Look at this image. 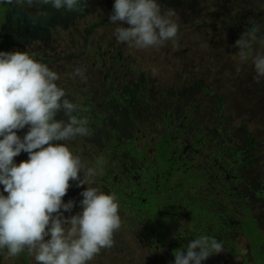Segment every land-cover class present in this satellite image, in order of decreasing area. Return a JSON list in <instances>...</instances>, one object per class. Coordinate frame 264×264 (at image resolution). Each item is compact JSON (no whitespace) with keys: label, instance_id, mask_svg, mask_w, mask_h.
<instances>
[{"label":"rangeland","instance_id":"374dc122","mask_svg":"<svg viewBox=\"0 0 264 264\" xmlns=\"http://www.w3.org/2000/svg\"><path fill=\"white\" fill-rule=\"evenodd\" d=\"M197 1L183 0L186 3L185 5L176 0L173 3L166 0H158L163 10L166 11L171 8L176 11L173 19L179 25L175 41H168L160 48L137 49L130 46L127 42L119 43L117 39L114 40L113 32L118 25L111 24L110 19L108 22L102 21L103 11L99 7L104 5L105 0H97L96 4L93 7H89L85 17L81 19V21L85 22V25L81 26L85 32L88 31L91 23L94 24L92 30H90L89 37L81 35L71 40L72 35L68 27L64 28L63 24H58L51 32V37L48 41L46 40L43 43L35 42L28 47H18V50L20 52L27 51L37 61L40 59L52 60L53 62L50 63L45 60L44 64H47L51 70L59 75L60 79L56 83L64 90L67 87L70 91L75 86V83L83 84V86L88 84L86 88L93 84V92L95 91L93 95L90 93V95L78 99L76 103L89 109V113L95 115V107H98L101 103L103 93H109L107 98L110 99L121 97L119 89H122L123 85L126 84V81H123L126 75L122 77L120 75L127 71L130 73V80H136L135 78L140 77L142 73L140 71L146 73L147 79L150 81L147 83L148 88H146L147 90L151 89L153 93V96L149 97V101L157 99V97H154L155 92H158V96L162 95L161 97L169 100L176 99L179 96L182 97L184 91L188 92L194 84L201 82V86H199L193 96L203 98L197 100L196 97H193L196 101L190 98L186 100L183 107H176L175 109L177 110H173L176 127H178L179 120L184 119V112L191 109L199 119L198 121L201 122L200 124L196 122L186 132V134H192V137H190L192 142L196 136L197 138L200 137L197 134L204 133L208 128L216 126L218 123L217 119L224 121L221 126L231 138V142L227 140L229 149L225 150V152L231 153L232 145L238 149L233 150L232 155L229 157L219 153L218 160L225 161V163L234 162L233 159L235 158L236 160L239 156V151H241L242 156L249 157V162L252 159L251 166L255 165V169L249 170L246 174L249 173L258 178L255 183L257 185L256 190H259L260 195L258 199L255 198L254 214L256 216L259 215L258 217L262 219V231L264 234V79H261L260 82L254 80L255 70L251 58L247 62L242 63L238 56L239 49L234 46L241 34L246 31V28L250 27L251 17L256 15V13H263V0H251V5L247 7H240L237 4L227 6L228 4L224 3L223 0H217L222 4H226L220 17H214V10L217 9L210 4L215 0H200V4L195 6ZM112 3L114 4L115 2ZM110 9L109 14L112 15L114 6ZM246 18L249 19L244 21ZM200 20L203 23H201L202 26L199 28L197 22ZM106 25L112 29V32L105 33L104 28ZM123 26L128 27L126 23ZM260 33L262 34V31ZM259 37H264V35ZM85 38L88 41H85ZM108 41L112 42V45L122 55V58L119 57L121 60L114 65L115 60L111 58L112 52L106 46ZM93 45L99 51L98 55L94 56L92 54ZM256 51L264 50L260 49L257 44L254 46V52ZM43 53L47 56L43 55ZM54 56H57L59 60H54ZM111 64L113 65L111 66L113 70L110 73L108 70ZM77 68H81L84 71L83 78L74 75ZM98 74L107 75V77L110 74L112 79L120 77L118 78V83L115 84V87L118 86L116 87L118 91L112 85L95 83L94 81H96V75L98 76ZM68 94L70 92L66 91V95ZM123 99L125 101L115 102L114 100H108L107 102L111 105H123V107L119 106L122 112L121 119L109 116V120L114 121L120 127L122 136H120L121 139L118 138L119 141L127 136L129 137V128H133L130 132L133 135L143 136L148 140L151 133H154L156 138H158L162 132H165L166 119L164 114L157 115L153 119L144 117L141 123L132 124L136 116L142 112V109L145 110L148 106L136 103V98H130L128 95H125ZM195 104L197 109L192 110ZM199 114H202V117ZM173 121L174 119H170V122ZM91 124H94L96 129L101 127L96 122H90L89 125ZM130 124L132 125L130 126ZM206 125L207 128L205 127ZM179 128L183 130V127L179 126ZM28 131L29 126H25L24 129L17 130V135L23 138ZM93 133L95 132L91 131L90 135L92 136ZM105 134L109 135V132L106 131ZM78 138L86 141L84 148L74 146L70 144V141L65 143H67L74 156H79V158H81L83 151L89 150L93 153L95 145L99 143L98 141L91 143L84 136H78ZM221 141L219 139V142ZM212 143L213 146H217L218 141L216 143L213 140ZM122 149H125L124 145ZM98 152L103 153L104 150L99 149ZM161 152L162 150L159 149V155ZM83 157L89 161L91 159L95 160V157L91 158L89 155H83ZM28 158L27 152H21L14 158V163L18 165L23 161H27ZM200 158L203 159L204 157L199 156L197 162L202 160ZM91 168H94V164ZM101 174L102 172L99 169L96 170L95 176L100 177ZM80 178L83 179V172L80 173ZM92 179L94 183L83 186H77L78 181L70 180V187L67 194L63 197V202L75 201V206L71 212H64V216L70 217L80 213L82 211L80 201L84 199L81 193L88 186L95 187L101 192L115 194L119 204L118 214L121 216V227L114 232L113 247L102 249L88 264H173L175 259L171 261L173 255L168 253L169 243L165 245L163 243L159 249L154 250L148 244L149 238L142 235L139 228H129V222L127 221L129 216L125 213L129 215V204L134 203L135 196H125L127 194L124 192L123 195L127 199L126 202L121 195H116L115 191H111L112 187L109 184H101L98 183L99 179L98 182L95 178ZM3 188L4 186L0 184V192H3ZM3 194L7 196L6 192H3ZM140 205L148 206L149 204L146 205L141 202ZM229 208L233 211L232 205ZM238 208L240 209L239 211L243 209L240 204ZM244 212H248V209H245ZM212 214L213 211H211ZM133 216L135 218L134 213ZM200 216L201 214L192 206L190 219L188 217L187 219H182V225L175 227V229L176 232H180L181 228L184 227L186 234H195V238L201 234H206L214 236L223 242V252L212 255L207 260L202 261V264H264V254H259L258 250L260 248L253 247L249 241L254 260L250 257L248 238L243 234L238 233L235 236H226L225 234L224 237H217L215 234L217 225L213 224L212 220L201 223L198 230H191L190 225L198 223ZM238 216L241 217L240 215ZM245 221L243 219V222ZM207 224L208 226H206ZM151 225L150 222L147 226ZM244 229L246 235L247 232L252 234L257 228L253 221L247 220ZM219 231L222 232V230ZM141 238L146 243H143ZM231 238H235L238 245ZM45 239H50V236L45 237ZM117 242H119L117 245L123 247H116L115 244ZM262 246H264V243H262ZM25 251L27 255L22 256L19 254L17 257H9L6 249L0 251V254L6 264H17L20 259L21 264H37L34 254H30L27 250ZM26 256L29 261L25 260ZM0 262L2 261L0 260Z\"/></svg>","mask_w":264,"mask_h":264},{"label":"clouds","instance_id":"9594fccd","mask_svg":"<svg viewBox=\"0 0 264 264\" xmlns=\"http://www.w3.org/2000/svg\"><path fill=\"white\" fill-rule=\"evenodd\" d=\"M3 2L20 10L35 9L29 11L34 24L49 15L45 6L68 12L87 7V0ZM175 15L174 9L163 10L158 0H115L110 20L118 25L114 34L119 43L160 48L177 37ZM260 31V24L251 23L234 45L242 63L251 58L256 82L264 79V51L254 52L257 44L264 50ZM74 75L83 78L84 71L77 68ZM59 79L27 51L0 52V184L7 193L0 192V251L6 249L9 257H17L27 250L37 264H88L102 249L113 247L121 216L114 193L89 186L81 193L82 211L64 216L75 206V201L63 202L70 180L78 181L77 186L94 183L96 169L86 168L65 143L89 136L91 130L89 118L80 115L89 109L68 99L56 83ZM61 110L66 120L55 118ZM25 126L29 131L21 138L17 130ZM21 152L29 158L17 165L14 158ZM223 248L216 237L201 234L189 241L186 252H174L175 264H202Z\"/></svg>","mask_w":264,"mask_h":264},{"label":"flooded vegetation","instance_id":"af4514ba","mask_svg":"<svg viewBox=\"0 0 264 264\" xmlns=\"http://www.w3.org/2000/svg\"><path fill=\"white\" fill-rule=\"evenodd\" d=\"M45 8L49 15L34 24L29 19V11L34 13L35 9H16L0 0V52H15L19 51L18 47H28L35 42H46L50 39L51 32L58 25L57 23L66 27L64 24L66 21L63 19L66 16L65 12L62 13L60 21L53 8L50 6H45ZM54 23L57 25L54 26ZM43 55L46 54L43 53ZM108 100L125 101L123 97L114 99L101 97V103L95 107L99 117L98 124L101 126L98 130L104 133L109 132V135H112L116 141L111 138L112 141L108 145H98L94 156H90L95 157L94 168L99 169L103 174L93 178L97 182L99 179L98 183L109 184L112 187L111 191H115L116 195L124 198L125 192L127 194L125 196H135L134 203L129 204V215L125 213L129 216L127 219L129 228H139L142 235L149 238L148 244L154 250L159 249L163 243L164 245L169 243L168 253L173 255L171 261L175 259L173 249L186 252L188 243L195 238V234H186L184 227L180 232H176L175 227L182 225V219H187V217L190 219L192 206L201 216L198 223L190 225L191 230H198L201 223L212 220L213 224L217 225L215 233L217 237H224L225 234L235 236L240 233L247 238L244 225L247 220H250L256 222L259 231L263 233L262 219L254 214L255 198H259L257 195L259 190H256L255 183L258 178L252 174H246L249 170L255 169V165L252 167L248 162L249 157L241 154L236 160L233 159L234 162L225 163V161L218 160L219 153L229 157L233 150L238 149L230 145L232 152H225L229 149L227 140L231 142V138L221 126L224 121L217 119L218 123L214 131L208 128L204 133L197 134L200 137L196 136L191 142L192 134H186V132L196 123L195 113L191 109L185 111L184 119H180L176 127L175 115L165 112L166 130L158 138L154 133H151L149 140L143 136L133 135L130 133L133 128H129V137L117 141L118 138L121 139L122 132L114 121L109 120V116L121 119L122 112L119 106L123 107V105H111L107 103ZM164 100L174 109L179 108L176 106L179 104L177 101ZM147 109H153V106H148ZM196 109L195 105L192 110ZM170 119L174 121L170 122ZM133 123L141 122L135 119ZM179 126L183 127V130ZM165 137L169 138L166 146L161 143ZM219 139L222 141L219 142ZM213 140L216 143L218 141L217 146H213ZM123 145L125 149H122ZM99 149L104 152H98ZM159 149L162 150L160 155ZM199 156L204 158H200L202 160L197 162ZM124 200L127 199L124 198ZM141 202L150 206L140 205ZM239 204L243 208L241 211L238 208ZM230 205L233 211L230 210ZM245 209H248V212H244ZM211 211H213L212 215ZM243 219L246 221L243 222ZM150 222L152 225L147 226ZM233 239L232 241L238 245L235 238ZM142 242L146 243L143 239ZM248 247L250 257L254 260L249 241ZM20 255L24 256L27 253L23 251ZM0 260L1 264H6L1 254ZM25 260L29 261V258ZM17 264H21V259Z\"/></svg>","mask_w":264,"mask_h":264},{"label":"trees","instance_id":"16d2710c","mask_svg":"<svg viewBox=\"0 0 264 264\" xmlns=\"http://www.w3.org/2000/svg\"><path fill=\"white\" fill-rule=\"evenodd\" d=\"M166 1H168L170 3L174 2V0H166ZM176 1L181 3V4H185L186 5V3L183 2V0H176ZM223 1H224V3L228 4L227 6L236 5L237 4L240 7L241 6L242 7L250 6L251 3H252L251 0H223ZM96 2H97V0H87V7L84 9L83 12H75V11L74 12H68V11L53 9L54 13L59 17V20L60 19L62 20V13L63 12L66 13V16L63 19H65L66 23H64V24L68 27V29H69V31H70V33L72 35L71 36V40H74L75 38H77V37H79L81 35H84L86 37L90 36V30H92L94 24L91 23L90 27L88 28V31L85 32V31H83V29L81 27V26L85 25V22L81 21V19H83L85 17V15L87 14L88 8L89 7H93V5L96 4ZM112 2H115V0H105L104 5L102 7H99V9L101 11H103V13H102V16H103V20L102 21L103 22L104 21L108 22V20L110 19V16H111L109 14V12L111 11L110 8H112L114 6V4ZM199 4H200V0L197 1L195 6L199 5ZM210 4H211L212 7H216V9H217V10L213 9L214 13H215L214 17H220V15L224 12L223 8H225L226 4H222V3L218 2L217 0H215L214 2H211ZM263 5H264V0H263ZM262 11H263V13L259 12V13H256V15H254L253 17H251L252 20H251V22H249V24L254 22V23H258V24L261 25L262 34L260 33V34H258V36L264 35V6H263ZM247 19H249V18L244 19V21L247 20ZM186 22H188V20H186ZM197 23H198V27L200 28L202 26L201 23H203V21L200 20ZM57 24H59V23H57ZM57 24L54 23V26H56ZM104 31H105V33H110V32H112V29L108 25H106L105 28H104ZM114 33H115V31L113 32V36L115 37L114 38V40H115L116 36H115ZM86 40L88 41L87 38H85V41ZM86 45H87V43H86ZM82 46L85 47L84 45H82ZM94 46L95 45H93V48L91 49V52L95 56V55L99 54V51ZM106 46H107V49L112 52L111 58H114V60H115L113 65L117 64L121 60V59H119V57L122 58V55H120V53L118 52V49L115 48V46L112 45V42L108 41ZM45 56H47V55H45ZM53 58L56 61L59 60V58L57 56H54ZM45 60L48 61L49 63L53 62L50 59H43V60L40 59L38 62L44 63ZM113 65L111 64L109 66V70L108 71H110V73L113 70L111 68V66H113ZM140 72H142V73L140 74V77L135 78L136 80H130L129 71H127L126 73L121 74L120 77L126 75L123 78V81H126V84L123 85L124 90H122L123 88L119 89V92L121 91V93H120L121 97H124L125 95H128L130 98H133V99L136 98V100L138 101L137 103H140L143 106L144 105L153 106V109L142 110V113H139L136 116L137 122L138 121L142 122L144 117H150L151 119H153L154 117H157V115H163L165 112H169L171 114L172 113L174 114L173 110H177V109H174L173 106H169V104L164 100L166 98L161 97L162 95L158 96V92L154 93V97H157V99L149 101V97L153 96V93H152L151 89L147 90V88H148L147 87V83L150 82V81L147 79L146 73H144L143 71H140ZM120 77H118V78H120ZM118 78L112 79V78H110V74H109L108 77H107V75L103 76V75L98 74V76L96 75V81H94V82L95 83H103L102 85H105V84L112 85L118 91V89L116 88L118 86L115 87V84H117L118 83L117 81H119ZM102 81H104V82H102ZM201 84H202L201 82L198 83V84L197 83L194 84L193 87L191 88V90H189L188 92L184 91L182 93L183 94L182 97L179 96L178 98L171 99V100L177 101L179 103L176 106L183 107L185 105L186 100H188L190 98H193V97H196V96H193V95H195V93L197 92V90H198L199 86H201ZM87 85L83 86V84L75 83V86L73 88H71L70 91L66 87L65 90L67 92H70V94L67 95V98L70 99L72 102L76 103L78 101V99L83 98L85 96H88V95H90V93H92V95H93V93L95 92V91L93 92V88H94L93 84H91L88 88H86ZM108 94L103 93V97H107ZM201 98H203V97H196L197 100L201 99ZM193 101H196V100L193 98ZM174 106H175V104H174ZM80 115L81 116H85V112H81ZM86 116L88 118L90 116V118H89L90 122H96L98 124V118H99L98 117V112H96V115H95V114L89 113V111H86ZM201 117H202V115H201ZM55 118L57 120H64V118L67 119V117L65 116L63 110H61L57 114V116ZM198 120L199 119L197 118L196 122H199ZM108 123L111 124V122H108ZM200 123L201 122H199L198 124H200ZM89 127H90V130L94 131L95 133H93L92 136L89 135V136H84V137L86 139L90 140L91 143H94L95 141H98L99 143H97L95 145L93 153H91L89 150H87V151H83L82 154L92 156L95 153V149L97 148L98 145L106 146V145H108L110 143V141H112V140L116 141L115 138L112 135L110 136V135L105 134L104 132L94 128V124L89 125ZM205 127L207 128V125ZM214 128H215V126H213V128L210 127V130L214 131L213 130ZM111 138H112V140H111ZM162 140L163 141L161 143H162V145L164 144L165 146L169 142V138L168 137H165ZM117 141H119V140L117 139ZM161 143H158V144L161 145ZM70 144H73L74 146H78V147L84 148L86 146V141H84V140H82V139L77 137L75 140L70 141ZM238 153L241 154V152H238ZM80 160H81L82 164L86 168L87 167H91L93 165V159L91 161H89L88 159L84 158L83 155H81ZM85 161H87V162H85ZM251 162H252V159L249 162L250 165H251ZM254 223L256 225V228L258 229L257 223L256 222H254ZM257 229H255L252 234L247 232L246 235H247L248 241H250V243L252 244L253 247L255 246V248H258V249L260 248L258 250L259 254H264V246H262V243H264L263 242L264 241V234L261 233L259 231V229L258 230ZM117 244H119V242H117L115 244L116 247H123V246H119ZM251 244H250V246H251ZM176 250L177 249H173V254H174V252ZM174 258H175V256H174ZM173 264H175V263H173Z\"/></svg>","mask_w":264,"mask_h":264}]
</instances>
